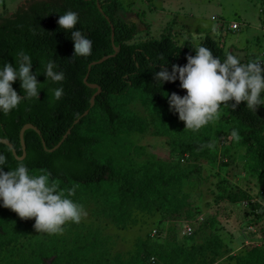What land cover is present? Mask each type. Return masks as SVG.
Here are the masks:
<instances>
[{
  "label": "rangeland",
  "instance_id": "1",
  "mask_svg": "<svg viewBox=\"0 0 264 264\" xmlns=\"http://www.w3.org/2000/svg\"><path fill=\"white\" fill-rule=\"evenodd\" d=\"M118 1L124 20L140 21L130 42L188 34L197 43L210 33L241 62H264V0H174L171 18L161 13L168 4ZM18 2L0 0V13ZM112 105V123L96 106L90 113L82 130L95 142L87 153L109 163L136 193L51 179L66 195L75 188L70 198L83 207L80 223L47 235L34 229V218L0 206V264H264V129L255 136L257 151L242 142L240 125L223 106L218 119L192 131L168 101L157 105L141 89L112 98ZM257 109L264 117V105ZM186 224L193 226L189 236L182 234Z\"/></svg>",
  "mask_w": 264,
  "mask_h": 264
},
{
  "label": "trees",
  "instance_id": "2",
  "mask_svg": "<svg viewBox=\"0 0 264 264\" xmlns=\"http://www.w3.org/2000/svg\"><path fill=\"white\" fill-rule=\"evenodd\" d=\"M99 4L101 10L96 0H33L11 16L0 15V62L15 66L14 56L23 50L33 58L34 74L41 59H54L59 70L65 73L62 82L64 94L60 100L52 102L47 91L60 85L46 84L45 89L39 92L38 100H23L9 115L0 114V137L10 141L18 156L22 155L19 138L21 127L31 123L40 130V135L32 129L24 132L25 158L17 160L12 150L3 143H0V151L8 157L10 167L22 161L33 172H49L53 180L83 186L113 184L120 195H132L136 193V187L114 173L109 163L100 162L87 153L95 138L86 135L82 129L93 108L98 107L112 123L118 119L112 98L123 97L132 89H141L155 104L167 106L166 91L173 90L183 96L186 90L180 88L179 80L166 82L162 88L155 85L154 70L159 71L161 65L157 64L152 70L153 63L163 57L164 62L168 61L166 66L169 71L173 64L184 66L186 56L195 55L192 48L200 45L211 49L213 55L221 60L225 58V52L210 35H206L200 45L186 40L180 46L168 37L130 42L138 32V25L123 19L120 2L103 0ZM69 10L78 13L76 28L92 41V54L88 57H73L74 42L70 39V33L57 24L59 16ZM113 45L118 48L117 53L100 64L92 65L89 71L87 82L101 88L94 106L90 107V99L96 89L88 87L83 81L87 67L93 61L113 55ZM37 80L45 83L46 77L40 74ZM12 86L23 97L20 81L17 80ZM231 103L234 102L221 105L225 108L226 116L240 125L242 142L258 151L255 136L264 129V117L257 108L256 111L248 109L245 102L235 108ZM86 110H89L88 114L82 116ZM77 119L78 122L74 124ZM68 129H71L70 133L56 150H45L42 139L46 148L50 149ZM8 170L5 167L4 171ZM144 257L152 263L155 261L154 256L146 254Z\"/></svg>",
  "mask_w": 264,
  "mask_h": 264
},
{
  "label": "clouds",
  "instance_id": "3",
  "mask_svg": "<svg viewBox=\"0 0 264 264\" xmlns=\"http://www.w3.org/2000/svg\"><path fill=\"white\" fill-rule=\"evenodd\" d=\"M78 22V13L71 10L57 20L59 28L69 32L74 42L73 57H88L92 54V41L76 28ZM192 49L195 55H187L184 66L173 64L169 71L168 61L164 62L163 57L151 66L154 70L157 64L161 65L159 71L154 70L153 76L159 88L166 82L179 80L180 88L186 90L183 96L175 92L166 95L169 109L178 114L185 129L198 131L218 119L221 105L229 102H234L231 103L233 108L245 102L246 107L253 111L264 105V67L261 66L264 62L243 63L229 51L221 60L203 45ZM14 59L15 66L0 62V114L9 115L23 100H38L39 92L45 89L46 84L60 85L47 91L52 102L61 99L65 73L59 70L54 59H41L35 74L30 54L21 50ZM40 74L46 77L45 83L38 82ZM17 80L23 97L12 86ZM231 135L239 139L236 130ZM5 167L9 170L4 171ZM74 192L75 188L69 189L66 195L51 180L49 172H33L25 162H17L15 167H10L8 157L0 151V206L15 212L21 219L34 218L33 227L37 232L59 235L67 223H80L83 207L70 198Z\"/></svg>",
  "mask_w": 264,
  "mask_h": 264
},
{
  "label": "water",
  "instance_id": "4",
  "mask_svg": "<svg viewBox=\"0 0 264 264\" xmlns=\"http://www.w3.org/2000/svg\"><path fill=\"white\" fill-rule=\"evenodd\" d=\"M96 2H97V6H98V8L101 10V6H100V4H99V0H96ZM113 37H114V32H113V29H112V33H111V41H112V42H113ZM113 48H114V50H115V53H114L113 55H106V56L100 58V59L97 60V61H93V62H91V63L88 65V67H87V68H88V71H87V74L85 75L83 81H84V83H85L88 87H90V88H92V89H96L95 93L91 96V99H90V107H93V106H94L95 97L101 92V88H100L98 85H96V84H91V83H88V82H87V78H88L89 71H90L92 65H94V64H100V63H102L104 60H106V59H108V58L114 56V55L117 53L118 48H117L116 46H114V45H113ZM88 112H89V110H86V111L83 113L82 116L87 115ZM78 120H79V119H77L76 121H74V124H76V123L78 122ZM28 129H32V130H34V131L37 132L39 135L41 134L40 130H39L35 125H33V124H31V123H26V124H24V125L21 127L20 132H19L20 145H21V150H22V155H21V156H18V155L16 154V151H15V149L13 148V145L10 143V141H9L8 139L0 137V143H3V144H5V145H7V146L12 150V153H13V155L15 156V158H16L17 160H23V159L25 158V155H26V145H25V141H24V132H25L26 130H28ZM70 131H71V129H68V130L66 131V133L63 135L62 139H61V140H60V141H59L54 147H52V148H50V149L46 148V146H45V142H44V140L42 139V144H43V147L45 148V150H47L48 152H52V151L56 150V149L62 144V142L64 141V139L66 138V136L70 133Z\"/></svg>",
  "mask_w": 264,
  "mask_h": 264
},
{
  "label": "crops",
  "instance_id": "5",
  "mask_svg": "<svg viewBox=\"0 0 264 264\" xmlns=\"http://www.w3.org/2000/svg\"><path fill=\"white\" fill-rule=\"evenodd\" d=\"M31 1H33V0H21V2H18V4H17V6H16V8H15V10H8L6 7H3V11L0 13V15L1 16H11L14 12H16V10H18L19 8H21V7H26ZM174 0H154V2H156V3H162V4H168V6H166L167 8H164V9H162L161 10V13H164V12H167L168 14H169V16H170V18H171V16H172V13L174 12H176V11H174V10H172L171 9V2H173ZM121 7H122V5H121ZM176 10V9H175ZM121 15H122V12H121ZM174 16V15H173ZM211 20H212V18H211ZM129 21H133V22H135V23H137V25H138V32H137V34L140 32V21H137V20H135V19H132V20H129ZM233 22V21H232ZM163 27H164V30H165V28L167 27V23H165V25H162ZM211 27H212V25H210ZM209 26V27H210ZM160 33V32H159ZM207 35V34H206ZM205 35V36H206ZM208 35H210V36H212L210 33L208 34ZM181 37H175V36H173L172 34H167L166 35V37H168V38H170L176 45H182L186 40H189V41H191L193 44H198V45H200L201 44V42L199 41V42H197V43H195L192 39H191V37H190V35H186V34H182V35H180ZM204 36V37H205ZM163 38V37H162ZM204 39V38H203ZM148 40V39H147ZM203 41V40H202Z\"/></svg>",
  "mask_w": 264,
  "mask_h": 264
},
{
  "label": "built area",
  "instance_id": "6",
  "mask_svg": "<svg viewBox=\"0 0 264 264\" xmlns=\"http://www.w3.org/2000/svg\"><path fill=\"white\" fill-rule=\"evenodd\" d=\"M212 20L216 21L217 19L213 16ZM229 27H230L231 30H238L240 28L239 23H237L236 21L231 22ZM262 29L264 31V22L262 23ZM256 61H260V60L257 59ZM192 232H193V226L192 225H190V224L184 225L183 230H182V234L183 235L189 236V235L192 234ZM156 233H157V230L155 228H153L152 229V234L155 235ZM151 260H154V259L151 258ZM211 264H221V263L213 262Z\"/></svg>",
  "mask_w": 264,
  "mask_h": 264
}]
</instances>
